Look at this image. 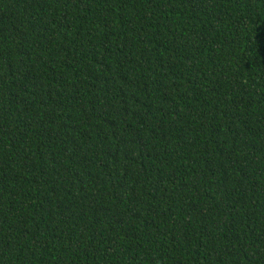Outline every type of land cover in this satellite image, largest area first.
<instances>
[{"label": "trees", "instance_id": "16d2710c", "mask_svg": "<svg viewBox=\"0 0 264 264\" xmlns=\"http://www.w3.org/2000/svg\"><path fill=\"white\" fill-rule=\"evenodd\" d=\"M0 264H264V0H0Z\"/></svg>", "mask_w": 264, "mask_h": 264}]
</instances>
